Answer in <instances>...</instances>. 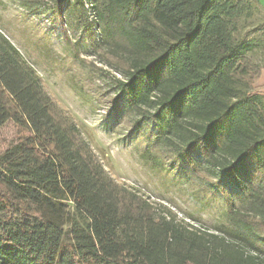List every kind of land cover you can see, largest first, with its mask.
<instances>
[{
	"label": "trees",
	"instance_id": "1",
	"mask_svg": "<svg viewBox=\"0 0 264 264\" xmlns=\"http://www.w3.org/2000/svg\"><path fill=\"white\" fill-rule=\"evenodd\" d=\"M95 51L117 57L119 95L156 141L225 196L196 228L118 183L35 69L0 32V264H264V62L236 21L247 0H51ZM26 9L35 3L22 0Z\"/></svg>",
	"mask_w": 264,
	"mask_h": 264
},
{
	"label": "rangeland",
	"instance_id": "2",
	"mask_svg": "<svg viewBox=\"0 0 264 264\" xmlns=\"http://www.w3.org/2000/svg\"><path fill=\"white\" fill-rule=\"evenodd\" d=\"M0 0V32L35 69L54 102L79 127L110 175L120 184L163 204L178 220L214 229L225 223V196L213 187L208 167L193 168L177 151L153 138L154 128L119 95L117 57L95 51L74 14L62 19L51 0ZM250 14L236 21L250 37L264 34V0H247ZM264 62V46L249 52ZM12 121L0 125V152L15 142Z\"/></svg>",
	"mask_w": 264,
	"mask_h": 264
},
{
	"label": "crops",
	"instance_id": "3",
	"mask_svg": "<svg viewBox=\"0 0 264 264\" xmlns=\"http://www.w3.org/2000/svg\"><path fill=\"white\" fill-rule=\"evenodd\" d=\"M255 86L258 88L257 90L264 94V67L261 69L260 76L255 83Z\"/></svg>",
	"mask_w": 264,
	"mask_h": 264
}]
</instances>
